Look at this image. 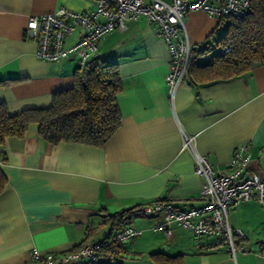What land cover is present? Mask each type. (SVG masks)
<instances>
[{"label":"crops","instance_id":"1","mask_svg":"<svg viewBox=\"0 0 264 264\" xmlns=\"http://www.w3.org/2000/svg\"><path fill=\"white\" fill-rule=\"evenodd\" d=\"M60 7L89 12L93 0H0V104L10 114L47 107L52 94L74 85L75 60L46 61L35 56L36 41L25 36L31 15ZM184 26L193 44L222 35L217 19L188 12ZM78 30L65 45L76 42ZM213 54L199 56L206 60ZM95 57L118 67L120 126L102 147L52 144L31 123L22 137L0 144L6 184L0 193V264H25L34 249L56 253L75 249L87 238L102 239L119 229L106 218L156 199L183 208L202 203V178L194 158L181 149L182 131L195 137V149L216 172H227L233 150L250 146L252 171L264 169V63L230 79L180 85L170 98L165 76L170 57L158 27L145 18L104 34ZM240 229L248 253L235 259L212 236L195 237L171 225L154 231V219L134 216L139 233L118 246L112 263L156 264L151 254L180 255L182 264H264V207L249 201L228 213ZM107 257V256H106Z\"/></svg>","mask_w":264,"mask_h":264},{"label":"built area","instance_id":"2","mask_svg":"<svg viewBox=\"0 0 264 264\" xmlns=\"http://www.w3.org/2000/svg\"><path fill=\"white\" fill-rule=\"evenodd\" d=\"M89 12L60 7L28 17L25 36L36 41L35 56L46 61L72 59L82 68L98 52L101 37L115 29H124L127 21L145 18L154 23L162 35L170 57V69L165 80L173 99L176 89L188 80V68L194 51H205L209 43L193 44L185 30L184 17L188 12L201 11L217 19L225 27L229 17L248 13L250 0H93ZM78 30L72 45H65L68 35ZM230 48H218L224 54ZM209 52H206L207 54ZM181 149L191 151L194 173L203 182L200 188L202 203L183 208L173 202L156 199L137 208L140 216L154 219V231L171 234V225L189 229L195 237L218 238L230 256L237 251L248 253L240 246L244 238L240 229L230 225L228 213L239 205L256 201L264 207V169L252 171L250 146L243 142L235 147L228 163V171L216 172L209 159L195 149V137L182 131ZM139 230L125 225L102 239L87 238L72 250L42 253L34 249L25 264H103L112 262L102 251L114 244L135 237Z\"/></svg>","mask_w":264,"mask_h":264},{"label":"trees","instance_id":"3","mask_svg":"<svg viewBox=\"0 0 264 264\" xmlns=\"http://www.w3.org/2000/svg\"><path fill=\"white\" fill-rule=\"evenodd\" d=\"M216 47L230 49L224 54L217 52L211 54L205 61L198 60L199 56ZM262 63H264V0H250L247 14L229 17L220 38L209 43L205 51L192 53L188 77L195 84L225 80ZM4 82L7 80L0 81ZM121 90L117 64L107 63L94 56L84 67L76 68L73 87L54 92L47 107L26 108L10 114L7 107L1 103L0 144H4L6 137L24 136L29 125L36 123L38 134L52 144L67 142L102 147L120 126L121 113L117 94ZM4 160L5 153L2 151L0 161ZM5 184L6 177L0 167V193ZM137 208L122 210L117 214L107 215L106 218L113 223L117 221V225L123 227L138 215ZM119 244L114 243L106 247L101 254L107 258L117 255ZM151 258L156 264H182L180 255L168 256L157 253L151 254Z\"/></svg>","mask_w":264,"mask_h":264},{"label":"rangeland","instance_id":"4","mask_svg":"<svg viewBox=\"0 0 264 264\" xmlns=\"http://www.w3.org/2000/svg\"><path fill=\"white\" fill-rule=\"evenodd\" d=\"M222 31H223V29H222ZM217 50H218V47L214 48V49H213V54L216 53ZM206 60H207V59H206ZM201 61H205V60H201Z\"/></svg>","mask_w":264,"mask_h":264}]
</instances>
